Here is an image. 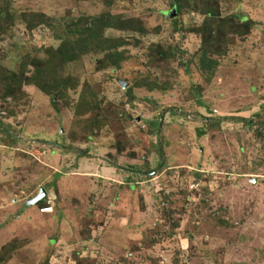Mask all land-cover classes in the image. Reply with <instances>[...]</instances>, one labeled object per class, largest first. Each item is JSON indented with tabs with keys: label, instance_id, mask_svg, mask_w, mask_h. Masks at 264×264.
<instances>
[{
	"label": "rangeland",
	"instance_id": "374dc122",
	"mask_svg": "<svg viewBox=\"0 0 264 264\" xmlns=\"http://www.w3.org/2000/svg\"><path fill=\"white\" fill-rule=\"evenodd\" d=\"M179 1L0 0V264H264V0Z\"/></svg>",
	"mask_w": 264,
	"mask_h": 264
},
{
	"label": "trees",
	"instance_id": "16d2710c",
	"mask_svg": "<svg viewBox=\"0 0 264 264\" xmlns=\"http://www.w3.org/2000/svg\"><path fill=\"white\" fill-rule=\"evenodd\" d=\"M177 2V1H176ZM179 0H178V5L175 4L174 5V8L177 7L178 11L181 9V6L179 5ZM181 3V2H180ZM175 10V9H174ZM215 16L214 12H212V18ZM34 18V21L32 23H30V28H33L35 27L37 24H47V17L45 15H40V14H36L35 16H33ZM93 22H97V25L98 27L100 28H103V27H111V26H114V27H123V25H118L116 26L114 23H112V21L115 20V18H111L110 15L106 14V15H103L101 16L99 19H96V18H93L92 19ZM34 22L36 24H34ZM1 28V27H0ZM77 27H75V29L73 30V33H79V34H82V35H85V38H84V41H91V39H93L95 36H96V30L94 29L95 26H90L86 29H76ZM67 60H70L72 58H66ZM14 77L13 76H8L4 79H2L1 83H4V87H3V90L5 93H8V95H14L16 90L14 89V87L11 86V84L15 81L16 82V79H13ZM16 78V77H15ZM43 79V75L40 74V72H37V76H32L30 78L27 79V82H30V83H33L34 85H36L37 87H39L40 89H42L44 92H45V87L43 88L40 84V80ZM20 84V82L17 81V86L18 87ZM48 87V86H46ZM19 88V87H18ZM38 205L39 207L40 206H44L45 204L43 203V201H39L38 202Z\"/></svg>",
	"mask_w": 264,
	"mask_h": 264
},
{
	"label": "water",
	"instance_id": "95a60500",
	"mask_svg": "<svg viewBox=\"0 0 264 264\" xmlns=\"http://www.w3.org/2000/svg\"><path fill=\"white\" fill-rule=\"evenodd\" d=\"M175 10L173 9L170 13H169V16L170 17H173L175 14V12H174ZM119 84L123 87V88H125L126 87V83H124V82H120L119 81ZM45 196V192H44V190L43 189H41L40 191H39V193L34 197V198H31L30 200H28L27 201V204H30V205H33V206H35L43 197Z\"/></svg>",
	"mask_w": 264,
	"mask_h": 264
},
{
	"label": "built area",
	"instance_id": "2783aa9c",
	"mask_svg": "<svg viewBox=\"0 0 264 264\" xmlns=\"http://www.w3.org/2000/svg\"><path fill=\"white\" fill-rule=\"evenodd\" d=\"M40 211L43 212V213L48 212V211H51V207L41 208Z\"/></svg>",
	"mask_w": 264,
	"mask_h": 264
},
{
	"label": "clouds",
	"instance_id": "9594fccd",
	"mask_svg": "<svg viewBox=\"0 0 264 264\" xmlns=\"http://www.w3.org/2000/svg\"><path fill=\"white\" fill-rule=\"evenodd\" d=\"M34 198V197H33ZM30 200V199H29ZM38 204V203H37ZM45 207H51V206H48V205H46V206H42L41 208H45ZM41 210V209H40ZM41 212V211H40ZM52 212V207H51V211H48V212H45V213H51ZM41 213H43V212H41Z\"/></svg>",
	"mask_w": 264,
	"mask_h": 264
}]
</instances>
